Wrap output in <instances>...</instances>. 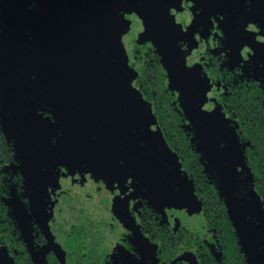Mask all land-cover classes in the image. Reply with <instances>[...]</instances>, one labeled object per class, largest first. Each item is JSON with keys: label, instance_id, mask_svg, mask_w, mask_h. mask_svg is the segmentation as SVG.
<instances>
[{"label": "flooded vegetation", "instance_id": "obj_1", "mask_svg": "<svg viewBox=\"0 0 264 264\" xmlns=\"http://www.w3.org/2000/svg\"><path fill=\"white\" fill-rule=\"evenodd\" d=\"M39 3L19 34L0 0V264H264V0ZM117 31L133 105L101 78ZM36 69L70 123L46 139Z\"/></svg>", "mask_w": 264, "mask_h": 264}, {"label": "rangeland", "instance_id": "obj_2", "mask_svg": "<svg viewBox=\"0 0 264 264\" xmlns=\"http://www.w3.org/2000/svg\"><path fill=\"white\" fill-rule=\"evenodd\" d=\"M25 53L22 51V55H24ZM118 60V66L116 64V61ZM100 66H101V78L103 80V82L105 84H107V86H109L108 90L110 92H114L115 94H119L120 96H122V100L130 105H133L130 101H126L129 100L128 98V94L125 93V89L131 88L133 89L132 85L130 86V81L132 80V71L129 68V66H127L126 61L124 60V54L119 53V55L117 54V57H115V55H107V56H101L100 57ZM36 86L31 95L32 98L34 99L33 103H32V109H31V114L33 117V121L36 125V128L39 132V134L42 136L43 139H46L48 136V133L51 130H53L55 127H58V125L54 124V120H56L61 126L66 127L67 130H69L70 126H69V121L67 118V110L65 111L64 109L59 108L60 106V102L57 99L58 95H55V90L53 89V86L51 85L48 86V81L49 79L45 76V72L41 71L39 69H36ZM50 94V95H49ZM131 98H133L132 96H130ZM46 98V102H51V104L54 106L53 111L51 112V115L53 116L52 122L47 124L46 122L47 119L42 117V114L39 111L42 112H50L43 103V99ZM41 103H40V102ZM122 103V101H121ZM47 106V105H46ZM48 107V106H47ZM147 110V109H146ZM145 108H137V109H131V115H133V117L136 118L137 121H141L142 119H146L147 122V126L149 127L151 121L149 120V117L147 115L148 110L146 112ZM66 115V117H65ZM141 115L143 116V118H141ZM146 115V118H145ZM61 121V122H60ZM66 124V126H65ZM64 130V129H63ZM64 137V136H63ZM69 137V135H68ZM67 145H69V143H67ZM262 246L264 247V243L262 241H256L253 240L251 241V246L255 247V246ZM253 250V249H251Z\"/></svg>", "mask_w": 264, "mask_h": 264}, {"label": "water", "instance_id": "obj_3", "mask_svg": "<svg viewBox=\"0 0 264 264\" xmlns=\"http://www.w3.org/2000/svg\"><path fill=\"white\" fill-rule=\"evenodd\" d=\"M34 0H3L2 4V17L5 18L6 14H10L11 11H13V17H18L20 25H19V34H23V26H22V19L25 21L26 19L32 20L33 18H36L37 15L41 12L42 9V3H39L37 6V9L35 11H29V5L32 4ZM45 2V8L50 10L51 14V27L54 28L55 26H58L60 21H65L69 22L71 20V17L69 16H62L61 14L66 8L64 6V0H44ZM7 17V16H6ZM72 23H74L72 21ZM71 24V23H70ZM24 25V24H23ZM101 33V30L99 32H95L94 39L96 38L97 35ZM122 33L117 31L115 33V38H114V47L109 51L108 55H115L117 57V54L119 53L124 54V60L127 63L126 60V54L124 51V46L122 43L121 39ZM25 36V35H24ZM28 44L30 40H28ZM43 49V42L38 38L34 39L31 42V47H28V51L30 52V55L33 59L36 58V56L39 54V50ZM27 51V52H28ZM98 57H101V54L97 55ZM116 64L118 66V60L116 61ZM128 66V65H127Z\"/></svg>", "mask_w": 264, "mask_h": 264}, {"label": "trees", "instance_id": "obj_4", "mask_svg": "<svg viewBox=\"0 0 264 264\" xmlns=\"http://www.w3.org/2000/svg\"><path fill=\"white\" fill-rule=\"evenodd\" d=\"M238 259H239V262H240V264H245V262H242L241 260H242V258L239 256L238 257ZM244 259V258H243ZM247 256L245 255V260L247 261ZM248 262V261H247Z\"/></svg>", "mask_w": 264, "mask_h": 264}]
</instances>
